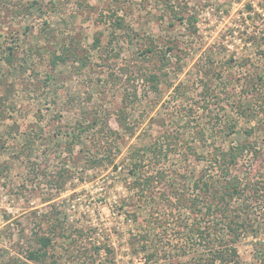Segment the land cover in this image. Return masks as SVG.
Segmentation results:
<instances>
[{"label": "rangeland", "instance_id": "1", "mask_svg": "<svg viewBox=\"0 0 264 264\" xmlns=\"http://www.w3.org/2000/svg\"><path fill=\"white\" fill-rule=\"evenodd\" d=\"M175 1L187 0H0V264H33L41 236L55 264H144L141 235L162 263L185 260V216L133 190L130 155L149 145L172 144L160 168L191 177L214 149L249 145L235 170L264 183V0H190L195 35L170 26L163 5ZM117 22L175 55L159 93L140 81L125 109L121 70L139 65L143 42H125ZM67 46L84 66L53 64ZM256 227L237 245L241 264H264V214Z\"/></svg>", "mask_w": 264, "mask_h": 264}, {"label": "trees", "instance_id": "2", "mask_svg": "<svg viewBox=\"0 0 264 264\" xmlns=\"http://www.w3.org/2000/svg\"><path fill=\"white\" fill-rule=\"evenodd\" d=\"M189 1H185L184 5L187 6ZM173 4L166 2L163 5L164 12L172 20L170 26H173L174 22L184 24L189 33L195 35L197 33V14L191 12L188 7H180L177 1ZM114 24L113 32L126 30L123 31L125 42L130 44L143 42L136 54V58L140 59L139 65L134 69L126 66L121 70L120 77L126 88L121 95V104L125 109L137 101V84L140 81L148 86L151 93L155 95L159 93L161 77L165 76V73L162 72L169 65L172 54L175 56L174 47L171 45L159 49L153 39H145V41L125 27L123 23ZM100 37L98 33L93 38L92 48L100 46ZM113 44L111 38L108 41V47H112ZM168 54L169 56L171 54L169 58H167ZM78 55L77 49L64 47L59 55L53 57V64L71 59L80 60ZM6 60L8 64H12L9 57ZM80 62L81 66H84L82 59ZM156 62L158 66H156ZM257 85L261 86L257 96L259 98V95L263 94L260 98L263 99L261 105H264L263 77H257ZM98 123H101V120L95 117L88 122L83 130L87 129L88 131ZM110 133L111 131H106L105 138ZM246 134L250 135L251 131H246ZM202 137L198 140L203 141ZM171 145L167 144L166 147H163V144L159 143L131 153L130 172L132 176H136L133 190L137 191L139 200L143 203L148 200L165 202L176 207L185 216V218H176L184 225L179 230H184L183 234L188 237V239L185 237V241L179 246L178 251L181 252L183 258L185 257V260L179 261V264H185L188 256L190 258L186 264H241L237 245L242 237L259 230V227H256V220L260 218L261 214H264V183L251 182L235 170L239 157L250 149L249 145L231 146L227 150L214 149L209 153L206 167L201 170L198 177H191L187 168L173 171L160 168L168 154L175 152L172 151ZM257 153V151L253 152L254 155ZM110 162L108 161V163ZM92 163L94 162L92 161ZM161 189H163L162 193H158ZM257 209L258 211H256ZM135 216L134 219H137ZM51 238L48 236L37 237L36 242L39 243V246L29 250L26 259L33 264H55L48 252L52 242ZM140 239L143 242L140 250L146 254L144 264L150 262L164 264L162 263L165 262L164 260L160 261L162 256L158 255L159 249L154 247L155 244L148 240L147 236L141 235ZM150 243L152 247H150ZM148 249H152V251H148ZM160 249L162 253L164 248ZM163 258H165L164 255ZM48 259L49 262H47ZM169 262H171L169 264H176L172 261Z\"/></svg>", "mask_w": 264, "mask_h": 264}]
</instances>
